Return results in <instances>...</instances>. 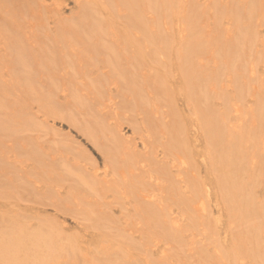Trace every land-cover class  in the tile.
<instances>
[{
  "label": "bare ground",
  "instance_id": "6f19581e",
  "mask_svg": "<svg viewBox=\"0 0 264 264\" xmlns=\"http://www.w3.org/2000/svg\"><path fill=\"white\" fill-rule=\"evenodd\" d=\"M71 1L0 0V264H264V0Z\"/></svg>",
  "mask_w": 264,
  "mask_h": 264
},
{
  "label": "rangeland",
  "instance_id": "374dc122",
  "mask_svg": "<svg viewBox=\"0 0 264 264\" xmlns=\"http://www.w3.org/2000/svg\"><path fill=\"white\" fill-rule=\"evenodd\" d=\"M67 3H68V5L66 6V8H65V11L66 12H68L70 9H71V5H72V1L71 0H67ZM70 6V7H69ZM61 125V124H60ZM123 127H124V130L122 131V133H123V135H124V137H126V138H131V137H136V139H138L137 138V136L138 135H136L137 133H132V131L130 130V129H128V128H126L125 127V125H123ZM59 128H61V130H63L62 132H64L65 133V131L67 132V128L65 127V126H59ZM139 142V141H138ZM90 148V150H95V154H97L96 152H98V151H96V149L95 148H91V147H89ZM98 160L101 162V159L98 157ZM1 189H3L2 187H1ZM110 197H112L109 201H111V202H113L114 203V205L117 203L116 201V198L112 195V194H110ZM113 198H114V200H113ZM120 197H118L117 199H119ZM121 199V198H120ZM121 201H122V199H121ZM129 201V202H128ZM128 201L126 202V203H129V209H130V206L132 205L131 203H132V199H128ZM113 205V206H114ZM117 205V204H116ZM115 210H118V208L116 207V206H114L113 207ZM51 209V208H50ZM120 210V209H119ZM118 210V211H119ZM131 211H132V209H131ZM118 215V214H117ZM67 218V217H66ZM68 220H66L65 222L68 224V225H70V226H72L73 225V222L71 221V219H69V217L67 218ZM198 232H199V230H198ZM202 261H201V263L200 264H206V262H208V256H204V257H202V258H200ZM206 259V260H205ZM205 262H204V261Z\"/></svg>",
  "mask_w": 264,
  "mask_h": 264
}]
</instances>
